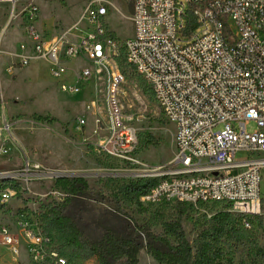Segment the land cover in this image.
<instances>
[{
	"label": "built area",
	"instance_id": "2783aa9c",
	"mask_svg": "<svg viewBox=\"0 0 264 264\" xmlns=\"http://www.w3.org/2000/svg\"><path fill=\"white\" fill-rule=\"evenodd\" d=\"M117 1L133 7L134 35L122 43L107 27ZM80 22L93 29L78 42L44 40L31 32L15 57L22 67L47 62L63 92L77 93L79 81L94 80L109 132L100 148L133 162L137 133L121 104L125 78L119 55L124 51L160 113L176 127L175 156L148 174L157 182L140 202L231 205L240 214L257 216L263 200L264 0H88ZM69 72L73 83L65 81ZM251 123L254 132L247 131ZM239 150H250L253 157L236 162ZM3 153L0 149V157ZM63 175L25 155L19 170L0 171V202L18 198L21 191L13 180L30 185ZM16 234L0 228V244L14 257L24 249L34 264H72L30 222L20 220Z\"/></svg>",
	"mask_w": 264,
	"mask_h": 264
},
{
	"label": "rangeland",
	"instance_id": "374dc122",
	"mask_svg": "<svg viewBox=\"0 0 264 264\" xmlns=\"http://www.w3.org/2000/svg\"><path fill=\"white\" fill-rule=\"evenodd\" d=\"M87 4L88 0L0 3V149L4 150L0 171L19 170L26 155L46 168L61 171L65 174L62 178H83L89 187L86 197L72 198L55 186V181L43 180L27 185L13 180L12 184L21 192L7 204L0 202V228L8 227L16 234V225L25 220L42 230L47 223L45 206L57 205L64 215L75 219L89 241L113 232L137 239L145 246L147 231L163 234L165 223L182 214L184 206L174 202L139 205L121 188L132 181L150 178L148 174L154 168L173 160L175 125L160 113L148 88V94H144L121 50L119 61L125 78L121 104L132 118L131 126L136 130L138 143L131 155L133 162L114 158L100 148L109 132L105 125L104 103L94 80L79 81L77 93L63 92L58 81L51 77L45 61L22 67L15 57L18 46L29 41L31 32L40 39L62 38L69 42H78L87 36L93 28L80 22ZM33 8L36 11L33 12ZM132 16L133 7L128 2L117 1L110 8L107 27L121 43L134 35ZM67 77L68 81L75 82L72 72ZM40 117L53 121H41ZM255 130V123L247 126V131ZM150 139L154 144H148ZM251 157L250 150L235 153L236 162ZM262 176L260 213L250 227L236 224L239 212L234 206L201 204L187 207L182 225L192 245L200 234L210 239L212 221L219 212L232 215L227 226L229 233L214 244L220 256L218 264H264V257L256 252V247L264 248V169ZM137 227H143L145 231L139 233ZM233 227L236 229L232 230ZM52 236L55 246L65 255L62 233L54 230ZM138 259L140 264H160L144 248ZM0 264L34 262L24 249L20 256L14 257L0 244ZM80 264L96 263L88 260Z\"/></svg>",
	"mask_w": 264,
	"mask_h": 264
},
{
	"label": "trees",
	"instance_id": "16d2710c",
	"mask_svg": "<svg viewBox=\"0 0 264 264\" xmlns=\"http://www.w3.org/2000/svg\"><path fill=\"white\" fill-rule=\"evenodd\" d=\"M193 23V24H192ZM189 29H193L195 22L192 21ZM144 94L147 95L148 84L139 76H136ZM41 121L51 122L48 117L38 118ZM148 144H154V140H148ZM157 182V179L147 178L141 181H132L123 185L121 191L127 197L132 198L139 205L140 198L147 193ZM55 186L62 189L72 198L86 197L89 187L83 178L66 179L59 178L55 181ZM17 188V187H16ZM184 206L182 214L176 216L171 222L164 225L163 234H153L147 231V243L144 246L139 240L131 237H123L113 232H108L101 239L87 240L78 223L71 216L64 215L62 209L57 205L45 206V219L43 232L49 236L53 245L55 241L52 236L54 230L62 233L63 247L66 254H62L55 246L61 256L67 258L72 264H80L88 260H94L96 264H140L138 255L144 248L146 252L160 264H218L220 258L214 249L215 242L219 241L226 233H229L228 221L232 218L229 212H219L212 221L211 237L200 234L195 241V245L188 240L183 228V217L187 207L193 205L178 203ZM222 205V204H218ZM225 208H232L231 205H222ZM256 216L249 217L243 214L238 215L236 224L241 225L245 221L250 225ZM236 229L235 227L232 228ZM139 231H145L143 227H137ZM140 233V232H139ZM145 236L144 234H142ZM256 252L264 257V248L256 247Z\"/></svg>",
	"mask_w": 264,
	"mask_h": 264
},
{
	"label": "crops",
	"instance_id": "0c3cea01",
	"mask_svg": "<svg viewBox=\"0 0 264 264\" xmlns=\"http://www.w3.org/2000/svg\"><path fill=\"white\" fill-rule=\"evenodd\" d=\"M36 63V62H35ZM47 63V62H46ZM79 63H83V62H80L79 61ZM34 64V63H33ZM48 64V63H47ZM32 65V64H31ZM48 66H49V72H50V65L48 64ZM73 73V72H72ZM50 75H51V73H50ZM52 77V76H51ZM65 81H67L68 83H73V81H68V77H67V75H66V77H65ZM59 86V85H58ZM22 164V163H21Z\"/></svg>",
	"mask_w": 264,
	"mask_h": 264
},
{
	"label": "water",
	"instance_id": "95a60500",
	"mask_svg": "<svg viewBox=\"0 0 264 264\" xmlns=\"http://www.w3.org/2000/svg\"><path fill=\"white\" fill-rule=\"evenodd\" d=\"M65 175H63L62 177H64ZM79 178V177H78Z\"/></svg>",
	"mask_w": 264,
	"mask_h": 264
}]
</instances>
